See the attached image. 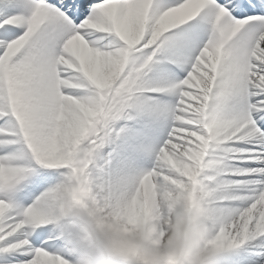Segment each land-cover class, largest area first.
<instances>
[{
	"label": "snow or ice",
	"instance_id": "obj_1",
	"mask_svg": "<svg viewBox=\"0 0 264 264\" xmlns=\"http://www.w3.org/2000/svg\"><path fill=\"white\" fill-rule=\"evenodd\" d=\"M185 199L205 264H264V0H0V264Z\"/></svg>",
	"mask_w": 264,
	"mask_h": 264
},
{
	"label": "clouds",
	"instance_id": "obj_2",
	"mask_svg": "<svg viewBox=\"0 0 264 264\" xmlns=\"http://www.w3.org/2000/svg\"><path fill=\"white\" fill-rule=\"evenodd\" d=\"M159 190L162 194V185ZM187 203L185 199L184 203L165 213L162 223L157 226L158 235H154L146 218L137 228L128 231H124L123 224H110L105 240L117 249L122 248L123 254L107 251L91 227L83 224L89 239H84L83 234L78 240L68 239L78 257L77 264H114L115 260L124 264H205L206 254H201L212 227L205 218H190Z\"/></svg>",
	"mask_w": 264,
	"mask_h": 264
},
{
	"label": "bare ground",
	"instance_id": "obj_3",
	"mask_svg": "<svg viewBox=\"0 0 264 264\" xmlns=\"http://www.w3.org/2000/svg\"><path fill=\"white\" fill-rule=\"evenodd\" d=\"M166 212H168V208H164V215Z\"/></svg>",
	"mask_w": 264,
	"mask_h": 264
}]
</instances>
